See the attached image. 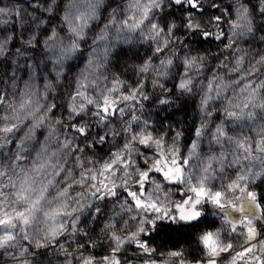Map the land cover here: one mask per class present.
<instances>
[{"label": "snow or ice", "instance_id": "6c2138e0", "mask_svg": "<svg viewBox=\"0 0 264 264\" xmlns=\"http://www.w3.org/2000/svg\"><path fill=\"white\" fill-rule=\"evenodd\" d=\"M0 5V264H264V0Z\"/></svg>", "mask_w": 264, "mask_h": 264}, {"label": "trees", "instance_id": "16d2710c", "mask_svg": "<svg viewBox=\"0 0 264 264\" xmlns=\"http://www.w3.org/2000/svg\"><path fill=\"white\" fill-rule=\"evenodd\" d=\"M229 2V0H224V3L227 4ZM205 7L207 8L208 5L205 4ZM209 11H212V9H209ZM218 14V13H217ZM197 19H201L200 17H197ZM203 22L206 24L208 22V16L205 15L202 18ZM179 23V21H177ZM217 43L216 41H209L204 43L201 47L203 49H207L210 52H215L217 50ZM197 47V46H194ZM144 53L142 52L141 55H143ZM129 63H131V61H129ZM128 75H131V73L129 72ZM171 86V85H169ZM155 111V109L153 110ZM187 116H183L182 113H176L173 116V121H175L176 119H180L183 118L186 121H191L193 119V112L191 108L187 109ZM257 190V194L258 196H264V188H262L261 184H258L257 187H255ZM191 231V230H189ZM172 237L174 241H178L179 243L177 244V247L180 249V247L183 246V248H185L186 250H188L190 253H192V251H194L193 248H195V242L194 240H189L185 234L183 232H174L172 233ZM154 247L159 246L161 247L162 251H168V250H172V244H165L163 240H157L156 244L153 245Z\"/></svg>", "mask_w": 264, "mask_h": 264}, {"label": "rangeland", "instance_id": "374dc122", "mask_svg": "<svg viewBox=\"0 0 264 264\" xmlns=\"http://www.w3.org/2000/svg\"><path fill=\"white\" fill-rule=\"evenodd\" d=\"M12 3H15V0H3V4L4 5H11ZM0 6H3V5H0ZM261 185H262V188H264V184H261ZM253 190L257 192L256 188H253ZM173 198L174 199H178V197H173ZM206 207L209 210V212L213 213V215H210V217H212L213 220H216V225L217 226L212 230V231H215L216 228L221 227V223H222L221 219H220L219 216L214 214L215 210L212 209L210 205L206 206ZM262 238H264V237H262ZM197 247L198 246L195 244V248H193L194 251H192V253H190L188 250L183 248V246L180 247V249L183 250L185 259L188 260L189 262H191V261H193L194 257L198 258L199 254L197 252ZM106 248H107V245H105L104 247H97L94 250L90 249L89 251H92V252L97 253V254H107L106 253ZM165 252H167V251H165ZM133 255H134V253L131 250H129L128 256L131 257ZM62 259H63L62 256H58L57 254H55L53 252V250L50 249L49 252H48V256L46 258H44V260H43V264H62ZM134 264H142V261H138V260L134 261Z\"/></svg>", "mask_w": 264, "mask_h": 264}, {"label": "flooded vegetation", "instance_id": "af4514ba", "mask_svg": "<svg viewBox=\"0 0 264 264\" xmlns=\"http://www.w3.org/2000/svg\"><path fill=\"white\" fill-rule=\"evenodd\" d=\"M178 199H179V197H178ZM205 211H208L209 212V210L207 209V207L205 208ZM208 219L211 221V220H213L212 219V217H208ZM216 221V220H215ZM217 225H215V227H216ZM215 227H213V228H206V227H203L202 226V230H213Z\"/></svg>", "mask_w": 264, "mask_h": 264}]
</instances>
